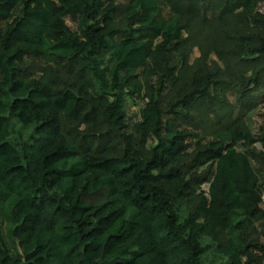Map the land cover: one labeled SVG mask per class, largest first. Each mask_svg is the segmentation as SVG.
<instances>
[{
    "label": "trees",
    "instance_id": "trees-1",
    "mask_svg": "<svg viewBox=\"0 0 264 264\" xmlns=\"http://www.w3.org/2000/svg\"><path fill=\"white\" fill-rule=\"evenodd\" d=\"M263 5L0 0V264H264Z\"/></svg>",
    "mask_w": 264,
    "mask_h": 264
},
{
    "label": "rangeland",
    "instance_id": "rangeland-1",
    "mask_svg": "<svg viewBox=\"0 0 264 264\" xmlns=\"http://www.w3.org/2000/svg\"><path fill=\"white\" fill-rule=\"evenodd\" d=\"M117 1L119 3H126L129 0H117ZM169 15H171L169 13V11H166L164 14V16L167 18L169 17ZM67 23L74 31L76 30V26L70 18H67ZM198 55L199 54L196 51L195 56L197 57ZM133 89H135V94L133 96L131 95V96L126 97V99H127L128 113H129L130 121L132 124H135L137 122L142 121L141 114H142L143 109H145L146 104L148 102L147 100L144 99V91L142 89L141 76H140L139 80L137 81L136 86L134 84ZM246 121H247L248 126L252 130V132L256 135V137L262 138L263 137V131H264V101L260 104V106L255 111L251 112L246 117ZM174 127L176 129L182 128V126H180V125L179 126L176 125ZM207 142H203L202 145H205ZM188 143H189V147L191 149H194L196 147V144H197L195 141H189ZM157 145H158V141L156 140V138L152 137L151 140L149 141V148L153 149ZM238 150L240 152H247V149L244 148L243 146H239ZM252 150L260 152V151H262V145L257 144L252 148ZM253 165L256 166V164L254 162H253ZM208 188H209V185L207 184L204 186L203 190L207 192ZM0 225H1V229L4 233V236H5L8 244H9V247L11 248L12 252L14 254H16L17 251H19V245H18L17 240H14V238H12V235H11L12 225L8 219L7 210L2 211V212L0 211Z\"/></svg>",
    "mask_w": 264,
    "mask_h": 264
},
{
    "label": "built area",
    "instance_id": "built-area-1",
    "mask_svg": "<svg viewBox=\"0 0 264 264\" xmlns=\"http://www.w3.org/2000/svg\"><path fill=\"white\" fill-rule=\"evenodd\" d=\"M260 11H264V5L260 8Z\"/></svg>",
    "mask_w": 264,
    "mask_h": 264
}]
</instances>
